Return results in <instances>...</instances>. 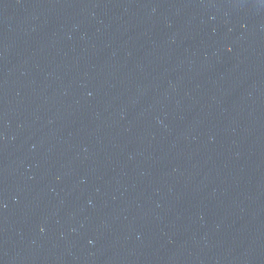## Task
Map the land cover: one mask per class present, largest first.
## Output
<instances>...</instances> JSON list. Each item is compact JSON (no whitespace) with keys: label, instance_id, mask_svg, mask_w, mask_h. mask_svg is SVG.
<instances>
[{"label":"water","instance_id":"1","mask_svg":"<svg viewBox=\"0 0 264 264\" xmlns=\"http://www.w3.org/2000/svg\"><path fill=\"white\" fill-rule=\"evenodd\" d=\"M0 264H264V0H0Z\"/></svg>","mask_w":264,"mask_h":264}]
</instances>
